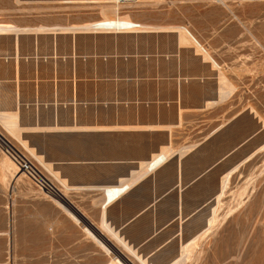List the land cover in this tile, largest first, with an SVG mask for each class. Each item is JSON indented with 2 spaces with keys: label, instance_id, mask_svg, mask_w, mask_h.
I'll use <instances>...</instances> for the list:
<instances>
[{
  "label": "crops",
  "instance_id": "obj_1",
  "mask_svg": "<svg viewBox=\"0 0 264 264\" xmlns=\"http://www.w3.org/2000/svg\"><path fill=\"white\" fill-rule=\"evenodd\" d=\"M79 17L39 20L19 27L54 29L0 37V80L16 95L0 111L17 116L21 138L58 190L41 194L36 215L50 245L66 244L69 236L99 244L88 229L102 243L122 246L110 226L126 244L142 246L157 236L155 245L163 246L192 227L193 215L209 217L231 169L226 160L260 126L236 131L228 144L226 133L241 112L226 118L231 94L223 99L209 65L197 62L191 76L176 56L180 46L145 50L142 31H93L85 25L94 21ZM27 133L59 137L53 147L63 152L48 157ZM111 185L125 189L110 202Z\"/></svg>",
  "mask_w": 264,
  "mask_h": 264
},
{
  "label": "rangeland",
  "instance_id": "obj_2",
  "mask_svg": "<svg viewBox=\"0 0 264 264\" xmlns=\"http://www.w3.org/2000/svg\"><path fill=\"white\" fill-rule=\"evenodd\" d=\"M81 15L90 21L118 16L151 26L140 32L145 33L141 38L143 49L150 50L157 45L166 53L173 46H180L183 49L176 56L183 63V70L191 76L197 72V62L209 65L217 73L219 83L223 82L224 89L231 90L226 118L241 112L226 133L228 144L239 136L236 131L246 132L256 123L260 126V130L226 160L227 166L232 168L257 150L232 173L220 203L214 199L209 203L211 206L216 203L214 222L200 236L191 258L180 264H264V0H0V23L17 26L33 25L39 20L71 23ZM138 29L142 28L125 32L138 33ZM181 32L191 40L179 41ZM10 33L0 34V37L10 38L14 32ZM202 48L217 65L208 57L204 58ZM147 70H150L149 65L144 66V72ZM106 71L107 68H103L102 72ZM14 96L11 84L0 80V109L6 108L8 100ZM1 116L0 134L33 159L49 177L34 157L35 151H29L27 144L21 143L22 129L8 130ZM25 136L48 157L63 152L53 147L59 137L37 133ZM10 160L0 140L1 264H114V258H117L116 264H141L121 246L108 241L102 243L88 229L99 244L70 236L62 240L66 244H47V226L36 215L44 192ZM208 214L193 215L192 227L186 231L182 228L180 235L178 232L163 246L155 245L157 236L142 246H131L148 263L166 264L177 255L179 244L204 226Z\"/></svg>",
  "mask_w": 264,
  "mask_h": 264
},
{
  "label": "bare ground",
  "instance_id": "obj_3",
  "mask_svg": "<svg viewBox=\"0 0 264 264\" xmlns=\"http://www.w3.org/2000/svg\"><path fill=\"white\" fill-rule=\"evenodd\" d=\"M94 1V0H93ZM98 1H101V0H98ZM107 1V0H106ZM81 25V24H80ZM136 25H138V26H136ZM80 27V26H79ZM83 27V26H82ZM85 27L86 28H88V29H90V30H92L93 29V31L94 30H99V32H102V31H112V32H124V31H130V32H133L134 31V29L136 28L137 29V27H140V28H142L141 30L140 29H138L139 31H144V29L146 30L147 28H149V27H151V26H149V25H146V24H142V23H137V22H134V21H132L131 19H129V18H120V17H110V16H104L103 18H101V19H99V20H97V21H94V22H91V23H87V25H85ZM154 27V26H153ZM157 27V26H156ZM158 27H159V25H158ZM73 28H78V27H73ZM46 29H51V30H53L54 28H51V27H43V26H39V27H34V28H28V27H26V28H22V27H19V26H17V25H14V24H11V23H0V34H7V33H10V32H14L15 34H18V33H20V32H27V31H41V30H44V31H46ZM58 29H62V31L63 30H65V29H69V28H63V27H59ZM87 29V30H88ZM182 29H184L185 30V28H182ZM47 30V31H48ZM82 30V29H81ZM89 30V31H90ZM151 30V29H150ZM155 30V29H154ZM181 30V29H180ZM74 31V30H73ZM136 31V30H135ZM186 31V34L188 33V35L192 38V40L195 42V43H197V45H200L199 44V42L192 36V34H190L187 30H185ZM149 32V31H148ZM139 33V32H138ZM182 34H180V40L179 41H183V40H187V39H190V38H188V36L184 33V32H181ZM11 34V33H10ZM22 34V33H21ZM28 34V33H27ZM191 40V39H190ZM177 41V40H176ZM193 41H191L192 43H193ZM15 42V41H14ZM198 47V46H197ZM17 50V49H16ZM200 51H203L204 53H202V54H204L205 56H204V58L205 57H208L209 59H210V61L212 60V62L215 64V65H217V63L214 61V59H212L211 58V56H210V54L205 50V48H202V50H200ZM19 52V51H18ZM10 57V56H9ZM11 58V57H10ZM17 58V57H16ZM207 61H209L208 59H207ZM16 63V62H15ZM15 69V68H14ZM223 82H221V84H222ZM221 89V91H220V94L223 96V99H224V97L226 96V95H228L229 93H230V91H227V90H225L223 87L222 88H220ZM220 95V96H221ZM16 96V95H15ZM18 97V96H17ZM222 98V97H221ZM17 99V98H16ZM210 102V101H209ZM17 104V103H16ZM12 110V109H11ZM10 111V110H9ZM12 111H14V110H12ZM16 111V110H15ZM14 111V112H15ZM0 115H2L1 117H2V119H3V125L8 129V130H10V131H12L14 128L16 129V127H19L18 126V123H17V121H16V115L15 114H13V113H11V112H8V110H7V112L6 111H0ZM1 119V120H2ZM18 120V119H17ZM18 122H19V120H18ZM101 125V124H100ZM75 126V125H74ZM80 126V125H79ZM97 126V125H96ZM137 126V125H136ZM55 127V126H54ZM60 127V126H59ZM58 127V128H59ZM73 127V126H72ZM84 127V126H83ZM89 127V126H88ZM103 127V126H102ZM101 127V128H102ZM35 128V127H34ZM47 128V127H46ZM52 129H53V127H51ZM74 128V127H73ZM75 128H76V126H75ZM98 128V127H97ZM118 128V127H117ZM135 128V127H134ZM14 129V130H15ZM19 129H20V127H19ZM25 129V128H24ZM30 129V128H29ZM32 129H33V127H32ZM36 129V128H35ZM42 129V128H41ZM68 129V128H67ZM66 129V130H67ZM13 130V131H14ZM55 130V129H54ZM62 130V129H61ZM37 131V130H36ZM55 131H57V129L55 130ZM29 132V131H28ZM59 132V131H58ZM11 133V132H10ZM20 134V133H19ZM17 135V134H16ZM21 139V143H24V144H26V142L22 139V138H20ZM27 140V139H26ZM262 146H264V144L262 145ZM32 148V147H31ZM31 148H29L28 146H27V149L29 150V151H31V152H34L33 151V149H31ZM257 151V150H256ZM256 151H253V152H251L248 156H246L240 163H242V162H245L247 159H249L252 155H253V153L254 152H256ZM34 155V157L35 158H37L38 159V156L34 153L33 154ZM165 155V154H164ZM155 156V155H154ZM40 157V156H39ZM163 157V156H162ZM158 158V157H157ZM151 159V158H150ZM160 160H161V158L159 157L157 160H155V162L151 165V167L150 168H154V166H156L159 162H160ZM11 161V160H10ZM11 163H13L12 161H11ZM239 163V164H240ZM42 164H44V163H42ZM47 164V163H46ZM239 164H237V165H235L234 167H232L229 171H227L225 174H224V176L222 177L223 179H222V186H221V191H220V193L217 195V197H216V203L219 201V200H221L220 198L222 197V195L224 194V192H225V189L227 188V186H228V184H229V179H230V177H231V175H232V173L234 172V171H236L237 170V168L239 167ZM46 167V166H45ZM156 168V167H155ZM56 172H58V171H56ZM113 176V175H112ZM133 176V175H132ZM56 178V177H55ZM130 179V178H129ZM60 181V180H59ZM62 182V181H61ZM67 182V181H66ZM65 183V182H64ZM66 184V183H65ZM112 187H105V193H106V195H107V197H108V201H110V200H112V199H114V198H116L124 189H125V186H124V189H121L120 187H114L113 185H111ZM121 186H123V185H121ZM68 188V187H67ZM127 188V187H126ZM128 191V190H127ZM123 193H124V191H123ZM122 194V193H121ZM107 201V202H108ZM111 202V201H110ZM215 203V204H216ZM219 203H220V201H219ZM218 203V204H219ZM107 206V205H106ZM219 206V205H218ZM221 206V205H220ZM215 212H216V206L214 205L213 207H212V209H211V214L209 215V217L207 218V224H206V218H205V220H204V224L203 225H205L206 224V226L201 230V231H199L198 233H196L195 235H193L191 238H189L188 240H186V241H184V242H181L180 244H179V248H178V253H177V255H175V257L174 258H171V260H169L166 264H180V263H184L185 261H187L188 259H190L191 258V256H192V253H193V251L195 250V248H197L198 247V240H199V238H200V236L203 234V233H205L208 229H209V227L213 224V222H214V219H215ZM104 222V221H103ZM106 223V222H105ZM105 225V224H104ZM109 225V224H108ZM106 226V225H105ZM106 230L109 232V234H112V237L114 238L115 237V239H116V241H118V242H120V244H122V248L127 252V253H129L130 255H132L134 258H136V260H139V262L141 263V264H150V263H148L145 259V257H142V258H140V255L139 254H137L136 253V248L135 247H132L131 245H129V244H126V241H124V240H122L123 238L120 236H118L117 234H118V232L116 233V231H113V229H111V227L109 226V228H106ZM181 230H182V228H181ZM181 230L179 231V235L182 233L181 232ZM107 232V233H108ZM122 238V239H121ZM165 254V253H164ZM147 255V254H146ZM148 256V255H147ZM161 258V257H160ZM159 258V259H160ZM113 261H114V264H116V262H117V258H114L113 259ZM146 261V262H145ZM1 264V263H0ZM3 264V263H2Z\"/></svg>",
  "mask_w": 264,
  "mask_h": 264
},
{
  "label": "built area",
  "instance_id": "obj_4",
  "mask_svg": "<svg viewBox=\"0 0 264 264\" xmlns=\"http://www.w3.org/2000/svg\"><path fill=\"white\" fill-rule=\"evenodd\" d=\"M138 26V25H136ZM1 143L18 171L24 174L33 185L48 195H57L58 190L53 181L40 169L33 159L17 149L8 139L0 134Z\"/></svg>",
  "mask_w": 264,
  "mask_h": 264
}]
</instances>
